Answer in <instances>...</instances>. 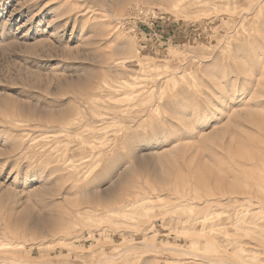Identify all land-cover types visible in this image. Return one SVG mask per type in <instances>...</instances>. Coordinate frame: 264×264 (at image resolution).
Wrapping results in <instances>:
<instances>
[{"label":"rangeland","instance_id":"rangeland-1","mask_svg":"<svg viewBox=\"0 0 264 264\" xmlns=\"http://www.w3.org/2000/svg\"><path fill=\"white\" fill-rule=\"evenodd\" d=\"M0 264H264V0H0Z\"/></svg>","mask_w":264,"mask_h":264},{"label":"bare ground","instance_id":"bare-ground-1","mask_svg":"<svg viewBox=\"0 0 264 264\" xmlns=\"http://www.w3.org/2000/svg\"><path fill=\"white\" fill-rule=\"evenodd\" d=\"M130 207V206H129ZM126 210H127V208H126ZM125 211V210H124ZM131 211V210H130ZM126 212V211H125Z\"/></svg>","mask_w":264,"mask_h":264}]
</instances>
